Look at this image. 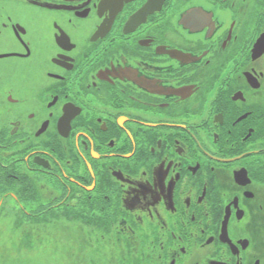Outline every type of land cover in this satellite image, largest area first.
<instances>
[{"label": "flooded vegetation", "instance_id": "obj_1", "mask_svg": "<svg viewBox=\"0 0 264 264\" xmlns=\"http://www.w3.org/2000/svg\"><path fill=\"white\" fill-rule=\"evenodd\" d=\"M0 226L264 264V0H0Z\"/></svg>", "mask_w": 264, "mask_h": 264}, {"label": "rangeland", "instance_id": "obj_2", "mask_svg": "<svg viewBox=\"0 0 264 264\" xmlns=\"http://www.w3.org/2000/svg\"><path fill=\"white\" fill-rule=\"evenodd\" d=\"M0 226V264H105L107 247L94 241L83 246L77 234L59 228Z\"/></svg>", "mask_w": 264, "mask_h": 264}]
</instances>
